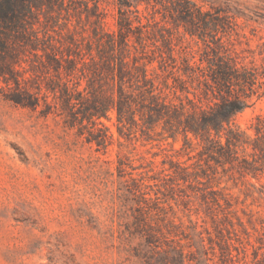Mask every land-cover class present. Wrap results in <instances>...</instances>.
Segmentation results:
<instances>
[{"label":"trees","instance_id":"1","mask_svg":"<svg viewBox=\"0 0 264 264\" xmlns=\"http://www.w3.org/2000/svg\"><path fill=\"white\" fill-rule=\"evenodd\" d=\"M237 28L235 15L193 0H0L3 100L59 117L98 150L120 138L181 141L171 150L187 160H163L159 172L118 158L142 264H248V247L249 262L264 264V238L249 241L253 223L219 187L221 176L253 179L264 195V115L246 129L236 123L264 96V63L248 66L232 52ZM183 37L198 50L181 46ZM191 199L208 226L169 217L171 203L187 208Z\"/></svg>","mask_w":264,"mask_h":264},{"label":"rangeland","instance_id":"2","mask_svg":"<svg viewBox=\"0 0 264 264\" xmlns=\"http://www.w3.org/2000/svg\"><path fill=\"white\" fill-rule=\"evenodd\" d=\"M193 1L204 9L213 6L235 15L238 35L231 38L230 49L244 64L262 66L264 0ZM107 9V27L113 29L114 10ZM180 45L191 51L200 46L187 37ZM257 115H264V96L253 98L236 116V123L246 129ZM110 116L104 122L114 133ZM171 147L178 150L181 141L120 138L106 150H98L59 117H42L0 95V264H142L135 256L140 239L127 231L134 202L127 195L128 174L118 175V158L146 169L152 162L154 172H159L163 160H187ZM126 171L132 172L129 166ZM220 181L219 187L236 200L238 214L255 227L249 229V241L259 245L257 238H264L260 235V223H264L260 185L253 179L247 183L228 176ZM171 204L175 216L169 213V217L176 222L187 225L191 218L208 226L201 211L195 214L200 210L195 199L187 208ZM251 251L248 247V264H254L249 262Z\"/></svg>","mask_w":264,"mask_h":264}]
</instances>
